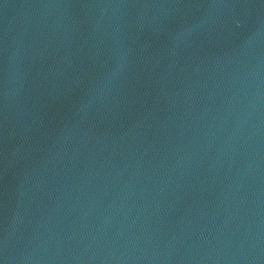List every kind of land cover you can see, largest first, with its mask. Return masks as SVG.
<instances>
[{
  "label": "water",
  "instance_id": "95a60500",
  "mask_svg": "<svg viewBox=\"0 0 264 264\" xmlns=\"http://www.w3.org/2000/svg\"><path fill=\"white\" fill-rule=\"evenodd\" d=\"M0 264H264V0H0Z\"/></svg>",
  "mask_w": 264,
  "mask_h": 264
}]
</instances>
